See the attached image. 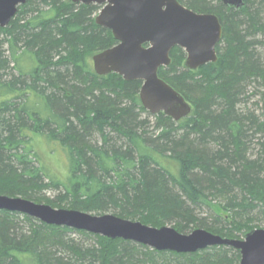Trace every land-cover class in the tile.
Wrapping results in <instances>:
<instances>
[{"label":"trees","instance_id":"obj_1","mask_svg":"<svg viewBox=\"0 0 264 264\" xmlns=\"http://www.w3.org/2000/svg\"><path fill=\"white\" fill-rule=\"evenodd\" d=\"M38 1L46 7L40 8ZM245 1L240 10L221 1L218 10L207 0L186 1L196 12L219 17L223 36L216 47L218 60L195 74L182 66L185 51L179 46L171 50V64L158 74L191 103L192 112L179 121L154 115L155 129L142 117L141 80L126 81L116 73L99 76L87 62L92 52L117 43L111 30L95 21L101 6L70 0L20 5L9 25L0 26V195L57 207L66 200L67 208L85 212L112 209L116 216L148 226L170 222L185 234L200 228L239 239L255 229L251 213L259 209L264 215V98L260 116L246 104L259 93H249L252 84L264 87V54L259 50L264 48V0ZM11 68L16 74L6 79ZM256 134L263 141L254 156ZM94 135L100 140L93 141ZM43 144L59 146L67 155L65 181L40 157ZM60 185L65 194L58 202L39 195ZM218 196L227 198L218 208L234 212L225 223L215 216L212 202ZM204 205L214 214L200 216L197 209ZM241 214L250 219L244 222ZM72 232L92 235L94 241H76ZM240 260V251L228 245L158 251L0 210V264Z\"/></svg>","mask_w":264,"mask_h":264},{"label":"water","instance_id":"obj_2","mask_svg":"<svg viewBox=\"0 0 264 264\" xmlns=\"http://www.w3.org/2000/svg\"><path fill=\"white\" fill-rule=\"evenodd\" d=\"M27 0H0V26L6 27ZM74 4L102 6L95 21L111 30L117 43L93 55L99 76L116 73L126 81L141 80L139 98L153 115L164 113L175 121L187 117L192 105L162 79L158 70L171 64L170 52L181 47L184 65L197 70L217 62L216 47L223 25L214 13H199L178 0H70ZM227 7L243 9L245 0H221ZM0 210L18 212L44 223L67 226L121 238L158 251L196 252L214 245H228L241 253L239 264H264V226L245 234L243 239L226 238L205 229L185 234L172 226L153 227L111 214L92 215L76 209L54 208L22 197L0 195Z\"/></svg>","mask_w":264,"mask_h":264},{"label":"rangeland","instance_id":"obj_3","mask_svg":"<svg viewBox=\"0 0 264 264\" xmlns=\"http://www.w3.org/2000/svg\"><path fill=\"white\" fill-rule=\"evenodd\" d=\"M62 1H67V0H62ZM180 3H182L183 5H186V1L187 0H178ZM208 2H211L213 7H217V10H218V6H216L217 4L220 3L221 0H207ZM36 4H39L40 8H44L46 6H44V3L43 2H35ZM102 7V6H101ZM191 9V8H190ZM100 11V10H99ZM98 11V12H99ZM98 12L96 13V15L98 14ZM36 14V13H35ZM96 15L94 17H96ZM4 49L6 50V45L4 47ZM259 50L261 51L262 54H264V48H259ZM99 52V51H98ZM98 52H92L89 56H87V62L89 63V65L94 69V65H93V55L98 53ZM186 54V53H185ZM22 64L26 67H30V62L28 60H23L22 61ZM12 65V64H11ZM184 68H187L184 64L182 65ZM12 67V66H11ZM188 69V68H187ZM191 72L193 73H197L198 70H191L189 69ZM13 73L16 74V71L15 70H11L7 72V76H6V79H9ZM249 93L251 95H253L254 92L258 91L259 93H256V95L254 96H251V99L250 101L248 102V104H246V106L248 105V110L252 111V112H255L258 116H260V114L262 113V110H261V104H262V97L264 98L263 96V92H264V87L260 88V87H257V84H252L251 87H249ZM261 93V94H260ZM255 103H257L258 105L255 106ZM242 106H244V104H242ZM142 117H147L149 119V122H150V126L151 128L150 129H155V123H156V119L154 117V115L152 113H150L147 109H145V113H142ZM93 141H99L100 140V136L98 135H94L93 137ZM263 141L262 137L260 134H256L254 136V146L252 147L254 150H251L253 151L255 154H253L251 152V155H256L258 152H259V149H261V142ZM39 151H40V157H42V160L48 165L49 167V171L53 174V175H56L59 180H66L67 177H68V170H69V167H68V158H67V155H65L64 151L59 147V146H48L47 144H43L41 145V148H38ZM50 180H47L45 179L44 183L45 182H49ZM65 194L64 192V188L60 185L59 187H46L45 189H43L39 195L42 196V197H45V198H49V199H52V200H55V201H60L62 200V196ZM227 198L225 196H218L216 197L212 204L214 205V208L216 209L215 212V216H218L220 218V220H222L224 223L225 221L228 219L231 220L233 219V214L234 212L232 211V209H228V210H221L220 208H218L219 204L220 203H226ZM33 201V200H32ZM35 202V201H34ZM36 203H42V204H47V205H50L54 208H62V209H70V208H67V205H68V202H66V200L64 202H62L63 205H61V207H57L58 205H52V204H49L47 203L46 201H42V202H36ZM85 212V211H83ZM103 211H88L87 213H90L92 215H103V214H115V211L110 209V210H107L106 213H102ZM197 212L200 216H207L209 217L210 215H213V210L212 209H209L207 206H202L201 208L197 209ZM213 213V214H212ZM116 215V214H115ZM251 216L253 217V224L255 226H257L256 228H262L264 226V215L261 213V211L259 209L253 211L251 213ZM241 218H243V221L247 222V220H249L250 218H247L246 215L244 214H241L240 215ZM135 221V220H134ZM164 226H172V223L168 222L166 223V225ZM173 227V226H172ZM70 235L72 237L75 238L76 241H79V242H93L94 241V237L92 235H84V234H81V233H78V232H72L70 233ZM245 235L244 234H240V238L239 239H243ZM229 253H232V252H229Z\"/></svg>","mask_w":264,"mask_h":264},{"label":"flooded vegetation","instance_id":"obj_4","mask_svg":"<svg viewBox=\"0 0 264 264\" xmlns=\"http://www.w3.org/2000/svg\"><path fill=\"white\" fill-rule=\"evenodd\" d=\"M27 1H29V0H27ZM27 1H26V2H27ZM26 2H25V3H26ZM20 5H22V4H20ZM20 5H18V9H19V6H20ZM17 12H18V10H17ZM15 16H16V15H15ZM14 18H15V17H13L12 20H13ZM8 25H9V24H8ZM8 25H7V26H8Z\"/></svg>","mask_w":264,"mask_h":264},{"label":"bare ground","instance_id":"obj_5","mask_svg":"<svg viewBox=\"0 0 264 264\" xmlns=\"http://www.w3.org/2000/svg\"><path fill=\"white\" fill-rule=\"evenodd\" d=\"M104 215V214H103ZM111 215H114V214H111ZM116 216V215H115ZM119 217V216H118Z\"/></svg>","mask_w":264,"mask_h":264}]
</instances>
